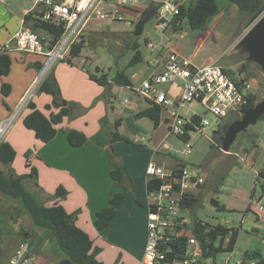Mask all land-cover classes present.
Here are the masks:
<instances>
[{"label": "rangeland", "instance_id": "374dc122", "mask_svg": "<svg viewBox=\"0 0 264 264\" xmlns=\"http://www.w3.org/2000/svg\"><path fill=\"white\" fill-rule=\"evenodd\" d=\"M3 1L2 3L0 0V30L5 27L12 29L18 25L22 10H28L34 4V0ZM180 1L189 5L194 0ZM217 1L225 13L219 9V13L198 31L192 30L185 21L177 30H168L161 36L154 30L155 21L151 20L145 25L143 34L140 37H135V28L125 26L123 23H99L95 30L86 34L82 55L74 58V63L77 65L86 64L87 74L100 76L105 72L108 80H112L117 72L124 71L133 82L134 88H137L149 76L148 60L154 57V54L156 57L157 52L152 56L147 48V42L151 41L158 46L163 44L167 48L178 51L197 66L203 67L215 63L224 67L232 78L246 79V82L251 86L250 92L257 97L258 103L264 99V73L259 66L247 61L246 54H241L236 50L238 42L249 30L252 21L247 17L240 16L237 9L234 6H229L227 1ZM37 34L41 39L46 37L42 32L38 31ZM135 45L138 46V49L134 47ZM139 50L143 55V60L135 65H129ZM12 58L14 60L15 56ZM58 64L70 63L61 62L56 65ZM97 68L102 73L98 74ZM53 69L54 67L48 76L50 73L53 74ZM104 92L106 94L105 87ZM32 93L33 95L30 97ZM35 94L41 93L33 88L29 90L26 98L31 100ZM84 94L85 92H82L80 96L83 97ZM173 95L176 94L173 92ZM105 96L107 97V95ZM134 96L137 95L130 89H123L119 96L113 97L114 107L122 111L127 107L123 103L126 100L133 101ZM181 114L187 119L197 116L210 123L204 135L198 133L191 135L192 149L187 155L182 154L185 148L184 142L169 134L165 113L161 115L163 119L161 118V128L157 133H154L152 121L148 118L142 121V127L139 130L141 139L143 138L141 143L162 153H157L155 159L159 164H164L168 170L175 169V165L179 161L190 170H200L204 182L192 193L198 202L190 211V219L198 220L209 226L223 225L239 230L238 241L232 253H221L216 258L202 259L201 263L226 264L229 262L237 264L243 261L245 253L251 251H260L264 256V215L256 208L259 197L264 195V178L259 177L260 170L264 168V118L239 134L230 148V153L227 154L222 151V146L219 148L218 143L213 141V133L223 122H234L236 115L226 119H217L212 114L206 113L203 107L195 104L186 106ZM150 127V132L145 130ZM152 138L153 143L150 142ZM137 140L140 141V138ZM134 148L143 154L137 147L134 146ZM143 155L148 156L146 153ZM171 157L175 160H172ZM149 161L150 159L148 163ZM0 170L4 173L8 171L3 166L0 167ZM25 186L29 190L37 192L33 183L25 182ZM213 199L217 200L225 209L218 210L212 203ZM262 204L264 205V200ZM134 229L138 232V228ZM255 229H260L261 234L253 233L252 231ZM34 232L31 219L22 206L0 193V264H6L23 241H28L32 248L35 244L34 241H37L38 245L33 253H46L48 256L50 255L49 259H51L48 264H56L53 252L54 244L47 242L48 234L42 230ZM104 247H99V249L101 252L106 251L107 253L108 249L106 246ZM117 247L121 250L127 249L123 245ZM105 264L112 263L105 262ZM113 264H127V260H117Z\"/></svg>", "mask_w": 264, "mask_h": 264}, {"label": "crops", "instance_id": "0c3cea01", "mask_svg": "<svg viewBox=\"0 0 264 264\" xmlns=\"http://www.w3.org/2000/svg\"><path fill=\"white\" fill-rule=\"evenodd\" d=\"M35 9V4L28 10L23 9L18 25L12 29L7 27L1 29L0 42H6L15 34L22 26L24 16ZM165 53L166 49L158 50L156 58L159 62ZM140 55L143 60V55ZM12 56L15 58L14 60L12 58L14 62L10 74L6 77L0 76V122L6 121L18 110L39 76L38 67L43 66L45 61L43 56L33 54L24 55L15 52ZM151 70L153 68L149 66V74ZM50 75L55 77L62 98L68 103L63 107L68 108L69 115L56 126L58 133L54 140L43 144L36 139L33 131L24 126V119L30 111L27 105L23 107L2 140L9 143L16 151V158L11 168L16 174L24 175L29 172L26 167L29 163L30 167L35 168L38 173L36 182L39 188L34 185L33 187L37 188L36 193L40 202L46 206L59 204L68 214L78 213L77 226L88 234L95 247L106 246L108 249L107 253L102 251L97 256L100 262L113 264L117 260H127V264H139L143 260L147 239V183L150 180L147 175L148 160L155 157L157 153H162L150 149L145 144L143 145L153 152L152 155L145 156L133 145L122 141L111 144L110 134L115 122L121 120L119 133L132 142L139 143L137 140L141 139L139 129L142 127V121L147 118L136 119L135 115L149 109L150 105L137 95L133 97V101H128L127 107L122 111L117 110L112 101L113 97L119 96L125 87L113 86L111 94L106 97L104 87L98 86L90 79L86 72V64L77 65L74 59L71 64L55 65L53 74L50 73ZM3 84L10 85L11 92L8 96L2 95ZM180 85L166 86L168 97L177 98ZM82 92H85L83 97L80 96ZM173 92L176 95H173ZM52 100L49 94L41 93L35 94L30 102H33L39 111L49 116L51 113L57 114L60 111L55 107L46 109L48 105H52ZM70 103L75 105L71 106ZM104 118L106 121L102 123ZM160 128L161 124L154 133H157ZM70 130L85 134L87 143L82 148L76 149L69 145L67 132ZM145 130L150 132L151 127ZM150 142L153 143V138ZM28 152L29 157L26 158ZM110 153L114 154L113 161L123 165L126 170L124 181L117 187L114 186L111 178L113 166L110 164ZM172 160L175 159L172 158ZM160 165L164 166V164ZM58 188H63L67 192L64 199L52 198ZM117 193H126L125 204L118 211L112 230L101 235L95 226L96 214L109 207L112 196ZM263 200L264 195L259 197V201ZM138 201H142L144 205H140ZM134 228H138V232ZM134 232L137 233L134 234ZM252 232L261 234L260 229ZM34 242L33 248L31 246L33 252L38 245L37 241ZM47 242L54 244V258L56 264H59L64 255L48 235ZM122 245L127 249L121 250L117 247ZM36 255L37 264L51 262L50 255L46 253L37 252Z\"/></svg>", "mask_w": 264, "mask_h": 264}, {"label": "built area", "instance_id": "2783aa9c", "mask_svg": "<svg viewBox=\"0 0 264 264\" xmlns=\"http://www.w3.org/2000/svg\"><path fill=\"white\" fill-rule=\"evenodd\" d=\"M153 1H160L162 4L152 19L155 21L156 32L162 36L168 30L182 26L185 20L178 19L183 5L180 0H34L35 7L40 8L41 19L61 24L63 34L52 44L50 35L41 39L36 32L25 27L23 21L15 34L6 42H0V55L16 52L43 56V67L31 88L36 90L57 63L74 59L73 47L82 41L86 43V34L95 30L97 24L123 23L135 28ZM147 48L152 56L161 49H166V53L160 62L154 54L148 61L153 68L149 76L139 87L129 89L150 106L161 108L162 113L166 114L170 135L180 140L189 137L187 141H183V155L189 154L192 149L191 135H204L206 128L210 126L206 119L197 125L193 123V117L185 118L181 113L186 106L195 104L217 119H226L239 115L242 107L247 104L251 94L250 84H238L224 67L215 63L197 66L192 60L166 45L158 46L151 41L147 42ZM173 84H181L178 97L174 99L168 97L165 90L166 86ZM32 95L33 93L30 97ZM26 97L9 119L0 122V140H3L21 109L28 106L30 100ZM127 103L126 100L123 104ZM187 125L192 128L187 130ZM141 140L143 138L139 143L143 144ZM147 175L150 181H160V185L148 193L147 239L141 264L201 263L203 251L201 242L195 235L194 224L204 223L190 219L191 210L182 205L203 184L200 170H190L188 167L168 170L152 157L147 167ZM256 208L264 214L262 201H258ZM37 263L38 257L33 253L30 243L23 241L6 264Z\"/></svg>", "mask_w": 264, "mask_h": 264}, {"label": "trees", "instance_id": "16d2710c", "mask_svg": "<svg viewBox=\"0 0 264 264\" xmlns=\"http://www.w3.org/2000/svg\"><path fill=\"white\" fill-rule=\"evenodd\" d=\"M229 6H234L239 12L240 16L247 17L251 21L255 16L264 8V0H225ZM39 7L29 12L24 16V26L38 33L42 32L45 35L51 36L52 44L63 34V26L61 24L46 22L41 19L42 14L39 13ZM219 9L224 12L217 0H194L193 3L181 6V14L179 20H185L190 28L194 31L203 29L212 19L214 15L219 13ZM225 13V12H224ZM177 30V29H176ZM85 46V41L75 45L72 49V57L78 58L82 55ZM138 49V46L135 45ZM142 61L139 52L135 55L129 65H135ZM72 61L68 63L71 64ZM12 57L10 54L0 55V76L6 77L10 74L12 68ZM43 66H39V70ZM97 73L102 71L97 68ZM229 74V73H228ZM89 77L99 86L106 88V95L111 94L113 86L125 87L132 89L133 83L124 71L117 72L112 80H108L107 75L103 72L100 76L90 74ZM234 79V78H233ZM236 80V79H235ZM238 84L246 82V79L236 80ZM239 81V82H238ZM2 94L8 96L11 92L10 85H2ZM39 93L49 94L53 100L52 105L47 106V110L52 107L59 108L57 114L51 113L46 116L39 111L33 102L28 104L30 113L24 119V126L33 131L37 140L43 144H47L54 140L58 130L56 126L62 123L63 119L69 115L68 108L63 107V98L61 95L60 87L53 75H47L44 81L37 89ZM257 103V97L252 93L249 95L247 104H245L240 114L234 118V121L242 117V115L253 108ZM162 110L159 106H150L149 109L142 111L135 115L136 119L148 118L152 121L154 130H157L161 124ZM264 118V116L262 117ZM203 119L194 116L192 121L194 124H199ZM105 118L102 123L105 122ZM232 122H223L217 130L214 131V140L221 148L223 138L225 137L228 127ZM121 120H117L111 131L110 143L122 141L127 144L137 147L141 152L146 153L148 156L152 155V151L145 145L132 142L130 139L119 133ZM187 130L191 129V125L186 126ZM188 136L181 138L182 141H187ZM67 140L72 148H82L87 143V137L82 132L70 130L67 132ZM214 146V145H213ZM29 157V152L26 158ZM114 154L110 153V164L113 166L111 171V178L114 181V186H120L125 179L126 170L123 165H119L113 161ZM16 158V151L7 142H0V167L7 168V173L0 170V193L3 196L19 203L23 210L26 211L31 219V224L34 230L45 231L50 239L55 242L59 251L64 255V258L59 264H103L97 259L101 250L94 246L93 241L88 234L81 230L76 224L78 213L68 214L66 210L59 204L53 206H46L40 202L39 196L32 190L25 186V182L33 183L39 188L37 184L38 173L35 168H31L29 163L27 169L29 172L24 175H18L11 168ZM175 170L186 167L181 161L176 163ZM180 172V171H175ZM259 177L264 178V168L260 170ZM160 185V181H150L147 183V191L151 192L153 189ZM67 192L63 188H58L52 198L64 199ZM126 201V193L114 194L110 200V206L103 209L96 214L95 226L98 232L103 235L112 230L118 211L124 206ZM198 202V199L193 195L186 198L182 205L184 208L190 210ZM140 205H144L142 201H138ZM213 205L218 210H224V206L213 199ZM194 232L196 237L201 242L203 259L216 258L221 253H232L235 250L239 230L229 228L223 225L209 226L208 224L202 225L201 223L194 224ZM228 241V242H227ZM244 264H264V256L260 251L247 252L243 259Z\"/></svg>", "mask_w": 264, "mask_h": 264}, {"label": "water", "instance_id": "95a60500", "mask_svg": "<svg viewBox=\"0 0 264 264\" xmlns=\"http://www.w3.org/2000/svg\"><path fill=\"white\" fill-rule=\"evenodd\" d=\"M161 5L160 1L150 3L147 11L141 16L135 26V37H140L143 34L145 25L154 18ZM251 24L249 30L238 42L236 50L241 54H246L248 56L247 61L259 66L264 73V8L255 16ZM63 105L67 106L68 103L64 101ZM69 105L74 106L75 104L70 103ZM263 116L264 99L245 112L240 119L230 124L223 138L222 151L227 154L230 153V148L237 136L245 132L249 126L255 125ZM198 264L201 263L199 262Z\"/></svg>", "mask_w": 264, "mask_h": 264}]
</instances>
